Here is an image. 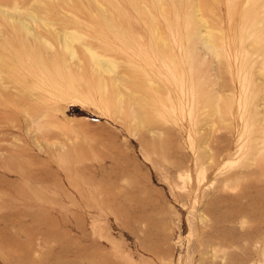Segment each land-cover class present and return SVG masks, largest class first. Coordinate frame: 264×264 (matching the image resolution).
I'll return each instance as SVG.
<instances>
[{
    "label": "rangeland",
    "instance_id": "rangeland-1",
    "mask_svg": "<svg viewBox=\"0 0 264 264\" xmlns=\"http://www.w3.org/2000/svg\"><path fill=\"white\" fill-rule=\"evenodd\" d=\"M0 68V264H264V0H0Z\"/></svg>",
    "mask_w": 264,
    "mask_h": 264
},
{
    "label": "bare ground",
    "instance_id": "bare-ground-1",
    "mask_svg": "<svg viewBox=\"0 0 264 264\" xmlns=\"http://www.w3.org/2000/svg\"><path fill=\"white\" fill-rule=\"evenodd\" d=\"M37 1V0H36ZM39 1V0H38ZM41 1V0H40ZM37 3V5L38 4H40L41 6L43 5V3H39V2H36ZM45 4V3H44ZM44 6V5H43ZM45 6H47V4L45 5ZM54 6H55V4H54ZM53 6V7H54ZM39 7V6H38ZM52 7V8H53ZM45 8L46 7H41V9L42 10H44L45 11ZM40 9V8H39ZM46 10H47V8H46ZM44 11H42V13L44 12ZM46 12V11H45ZM27 13V15L29 16V21L30 22H32V23H34V24H39V22H43V23H45V24H47V25H50V24H48V23H46L45 21L48 19V18H42L41 16V18L37 15V14H34V13H32V12H26ZM48 13V12H47ZM49 15V14H48ZM44 16H45V13H44ZM43 16V17H44ZM50 16V15H49ZM118 18V13H116V14H114V15H112V16H107L106 14H103L102 15V20H103V22L104 23H106L108 26H110V27H112L113 25H114V23L116 22V19ZM47 22H48V20H47ZM24 24V26H26L25 28L26 29H28V30H30L28 27H27V22H23ZM41 23H40V25H41ZM44 24V25H45ZM78 24V23H77ZM46 26V25H45ZM208 27V26H207ZM78 31H77V29L74 31V30H70V28L69 27H65L64 28V30H63V50H66V51H68V60H67V62L68 61H73V59H76L78 62H74L76 65H78V66H76V67H78V68H83L84 66H85V63H86V59H85V57H83V59L80 57V54H79V52H78V50L76 49V47L74 46V42H78V41H80L81 42V37H80V35H79V33H77ZM34 33V32H33ZM37 33H39L40 34V32H37ZM36 33V34H37ZM39 34H37L38 36H37V39L38 38H43V36H41V34L39 35ZM206 37H207V39H206ZM211 35H206L205 36V39H206V41L208 42V41H210L211 39ZM36 39V38H35ZM38 40H40V39H38ZM37 41V40H36ZM38 42V41H37ZM39 43V42H38ZM82 43V42H81ZM83 45V47L81 48V50L83 51V52H85V53H87V54H89L90 55V57L92 58V61H93V63L96 65V66H98V69L100 68V71H102V72H113V71H115V68H116V65H115V62L112 60V59H109V58H107V57H103V55L102 54H99V53H97V51L95 50V49H93V47H91L90 45H88V44H82ZM41 46V45H40ZM42 46H43V44H42ZM41 46V47H42ZM36 49V48H35ZM38 50V49H37ZM40 51H41V49H40ZM65 51V52H66ZM34 53V52H33ZM35 53H36V51H35ZM42 54V53H41ZM63 54V53H62ZM65 55V54H64ZM65 58V57H64ZM65 60V61H66ZM67 64V63H66ZM90 64V63H89ZM69 65V64H68ZM94 65V66H95ZM70 66V65H69ZM97 71V70H96ZM0 72H2V70H1V68H0ZM100 73V72H99ZM105 74V73H104ZM106 75V74H105ZM117 76H115V77H112L111 78V80L113 81V83L114 84H116L117 85V87H120V83H121V81H120V75H118V74H116ZM0 84H3V83H5L6 84V86H7V82H5L4 80H3V77L5 76H3V74H1L0 73ZM102 76H104V75H102ZM6 77V76H5ZM7 78V77H6ZM8 81V80H7ZM10 81V80H9ZM152 82V81H151ZM105 83H107V81H105ZM154 82H152V83H150V84H153ZM116 87V88H117ZM119 89V88H118ZM119 91V90H118ZM121 92V91H120ZM122 94V93H121ZM124 94V93H123ZM122 96V95H121ZM120 96V98H122V97H124V96H122L121 97ZM6 98V97H5ZM122 100V99H121ZM120 100V101H121ZM132 111H133V109H132ZM26 113H28L29 114V112H28V110H26L25 111ZM134 112H136V110L134 111ZM133 112V113H134ZM136 114H137V112H136ZM32 117V116H31ZM40 117H42V115L40 116ZM31 120H32V122L33 123H36V121H37V119H36V117L35 118H31ZM38 124V130H40L41 131V129L45 126L44 124H43V122L42 121H38L37 122Z\"/></svg>",
    "mask_w": 264,
    "mask_h": 264
}]
</instances>
